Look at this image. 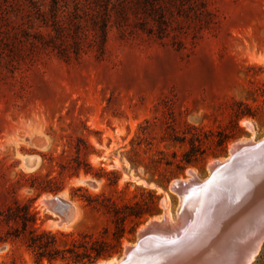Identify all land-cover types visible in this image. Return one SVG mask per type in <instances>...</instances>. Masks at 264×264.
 I'll list each match as a JSON object with an SVG mask.
<instances>
[{
  "label": "rangeland",
  "instance_id": "374dc122",
  "mask_svg": "<svg viewBox=\"0 0 264 264\" xmlns=\"http://www.w3.org/2000/svg\"><path fill=\"white\" fill-rule=\"evenodd\" d=\"M118 1L0 0V214L28 205L39 229L65 235L60 246L102 250L91 264L119 261L137 230L161 219L163 191L177 219L169 182L203 180L229 146L264 139V0H201L210 22L201 14L161 40L116 23ZM44 181L59 191L28 186ZM48 196L75 205L71 223L41 204ZM150 199L155 213L131 231L135 218L119 217ZM13 262L33 264L20 244L0 245V264ZM251 264H264V242Z\"/></svg>",
  "mask_w": 264,
  "mask_h": 264
},
{
  "label": "bare ground",
  "instance_id": "6f19581e",
  "mask_svg": "<svg viewBox=\"0 0 264 264\" xmlns=\"http://www.w3.org/2000/svg\"><path fill=\"white\" fill-rule=\"evenodd\" d=\"M246 126L249 127L250 124H246ZM260 141H264V139L257 142L249 140L236 143L256 144ZM232 147L233 144L229 146V153ZM261 149L262 151L253 157L250 156L252 153L246 154L247 156L240 162H243L242 167L238 168L239 163L236 167L235 178L230 179L228 176L220 178V181L211 190L192 196L187 201L181 199V196H177V219L175 221L170 219L168 196L163 191L161 219L159 221L152 219L148 222H158L163 227L175 231L176 235L182 233V240L175 245L171 254L161 257L144 256L134 264H193L202 257L204 259L209 257L208 261L205 260L208 264H230L231 261H234V257L239 254L243 243H247L264 225V146ZM229 159L228 154L224 160H214L207 164L208 175L203 180L209 176L213 165L226 163ZM196 178V175L193 174L187 176L186 180ZM186 180L179 179V181ZM52 198V196L43 197L41 201L48 212L49 209L45 203ZM69 207L70 213L64 220L63 226L71 223L78 212L75 205L70 203ZM142 228L144 225L137 231ZM230 233L231 237L229 236L230 239L227 241V234ZM220 241H223L222 246L218 245ZM242 241L244 242L242 243ZM260 244L257 245L255 254L258 252ZM134 246L135 243L125 245L124 252ZM205 256L207 257L205 258ZM123 257L124 253L122 252L121 259ZM121 259L117 262L108 261L103 264H117Z\"/></svg>",
  "mask_w": 264,
  "mask_h": 264
},
{
  "label": "trees",
  "instance_id": "16d2710c",
  "mask_svg": "<svg viewBox=\"0 0 264 264\" xmlns=\"http://www.w3.org/2000/svg\"><path fill=\"white\" fill-rule=\"evenodd\" d=\"M201 2V0H179L178 3L174 0H119L114 7L113 15L116 19L115 22L121 23V26H132L134 31H140L148 37L161 40L171 34H181L190 29L193 30V27L200 24L201 14L206 16L203 18L205 23H209L212 19L209 17L211 13ZM203 27L206 26H201L200 29ZM54 31L55 34L59 35L57 28ZM99 31L96 51L102 55L105 50L106 26L100 24ZM230 139L231 137L219 139V143L224 147ZM76 151L78 153L79 149L76 148ZM183 161L185 165L190 164V160L184 159ZM83 167L85 174H92L97 178L103 175L92 172V168L88 164ZM30 178L36 180L37 177L32 175ZM43 184L44 186H39L34 182H29L28 186L37 189L40 193L55 194L59 191L58 188L49 186V182L44 181ZM81 189L78 187L73 191ZM83 199L88 204L93 202L88 195L84 196ZM149 203L151 204L149 210H142L138 203H134L133 207H126L127 211L119 219L124 221L126 218L134 217L135 220H131L132 226L130 228L133 231L145 215L150 216L155 213L153 199H150ZM36 221V213L28 205H15L8 208L5 213L0 214V228L4 226L3 231L0 232V245L20 244L30 255L33 264H43L44 262L54 264L56 261L63 264H91L99 258L105 257L102 250L80 246L76 240H73L70 246H60L61 237L65 235L39 229L36 226ZM116 243L119 245V237L116 238Z\"/></svg>",
  "mask_w": 264,
  "mask_h": 264
},
{
  "label": "water",
  "instance_id": "95a60500",
  "mask_svg": "<svg viewBox=\"0 0 264 264\" xmlns=\"http://www.w3.org/2000/svg\"><path fill=\"white\" fill-rule=\"evenodd\" d=\"M264 146V141H260L256 144H237L234 143L233 147L229 153V160L226 163L215 164L210 169L209 176L203 180L202 182L199 179H184L186 181H179V179H175L168 183L167 191L176 195L181 196V199H185L187 201L192 196L200 195V193L208 192L211 190L216 183H218L220 178L229 177L230 179L235 178V171L243 165L241 160L245 158L247 153H252L250 156L253 157L255 154H258L262 151V147ZM227 154V155H228ZM248 158V157H247ZM253 160V158H252ZM239 163V164H238ZM178 198V197H177ZM47 208L52 213L58 215L61 220H66L70 211L68 210L69 203L65 202L63 199L58 196H53V198L45 203ZM69 211V212H68ZM162 214V213H161ZM229 236L231 237V233L227 234V241H229ZM182 240V233L176 235L175 231H171L165 227H163L158 222H146L144 224V228L140 229V231L136 232V240L135 246L132 248L123 249L124 257L117 264H134L141 257H158L163 255L171 254L175 245L180 243ZM244 241H242L243 243ZM264 242V225L258 229L257 234L250 238V240L239 249V254H237L234 258V261H231L230 264H251L254 258L257 256L258 252H256L257 245ZM223 241L219 242L218 245L222 246ZM217 245V246H218ZM218 251V250H216ZM207 256H205L206 258ZM207 261L209 259L206 258ZM204 257L198 259L193 264H208L205 262ZM138 263V262H137ZM229 264V263H226Z\"/></svg>",
  "mask_w": 264,
  "mask_h": 264
}]
</instances>
